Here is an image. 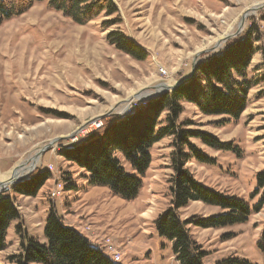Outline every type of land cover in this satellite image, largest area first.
Segmentation results:
<instances>
[{
	"label": "rangeland",
	"instance_id": "rangeland-1",
	"mask_svg": "<svg viewBox=\"0 0 264 264\" xmlns=\"http://www.w3.org/2000/svg\"><path fill=\"white\" fill-rule=\"evenodd\" d=\"M113 2L118 15H101L83 26L52 10L48 0L0 26V183L4 175L31 166L35 168L22 175L25 180L37 170L52 175L36 197L11 192L21 219L11 222L7 230L0 264H10L9 259L21 253L24 234L44 242L51 210L107 255L118 257L116 263L179 264L170 242L154 228L156 218L171 203L172 137L153 146L150 169L134 201L115 197L107 188L89 187L86 172L59 154L74 144L72 139L83 128L103 123L111 111L119 114L133 99L145 102L136 104L133 112L168 88L185 83L206 55L243 37L251 25L261 41L255 45L259 51L249 68L252 89L242 117L229 121L204 116L184 103L180 121L234 148L216 152L193 140L214 160L213 166L195 161L187 165L198 181L250 205L264 191H258L257 185V175L264 172V0ZM114 33L133 41L147 58L139 61L121 52L113 41L117 36L110 38ZM219 213L217 208L192 203L180 215L208 218ZM190 231L207 253L204 264L235 260L239 263L234 264H264L258 246L264 235V206L244 225L219 230L191 226Z\"/></svg>",
	"mask_w": 264,
	"mask_h": 264
},
{
	"label": "trees",
	"instance_id": "trees-1",
	"mask_svg": "<svg viewBox=\"0 0 264 264\" xmlns=\"http://www.w3.org/2000/svg\"><path fill=\"white\" fill-rule=\"evenodd\" d=\"M45 0H0V26L23 15ZM48 5L77 25H86L101 15H118L113 0H48ZM264 22V14L261 16ZM259 31L250 26L247 33L227 43L224 49L208 54L196 66L194 75L174 91L151 100L146 106L129 114H112L103 119V127L90 132L68 147L60 156L86 172L89 187L107 188L115 197L136 200L143 189V178L152 163L153 146L167 137L173 138L170 178L171 203L154 221L160 238L170 242L179 264H204L207 253L195 242L190 227L224 229L248 223L250 217L264 206V191L255 205L229 196L198 181L187 165L195 161L213 166L193 140L216 152H231L230 143L219 141L210 133L190 129L193 124L181 122L182 104L195 106L202 115L238 121L244 114L252 83L247 80L253 57L261 41ZM115 36L116 39H113ZM117 48L143 61L147 54L122 34L110 35ZM166 113L164 121L161 116ZM131 168L128 172L123 164ZM52 178L48 171L37 170L27 180L0 193V256L7 248V230L21 214L11 195L36 197ZM258 191L264 190V172L257 175ZM257 192L254 197L258 196ZM192 203L217 208V216L182 219L181 210ZM20 232L22 228H19ZM43 243L23 235L21 253L9 259L10 264H120L75 229L66 226L55 210H51L44 228ZM264 252V235L258 243ZM238 262L239 261H236ZM230 261L228 264H234ZM241 264H248L243 262Z\"/></svg>",
	"mask_w": 264,
	"mask_h": 264
},
{
	"label": "built area",
	"instance_id": "built-area-1",
	"mask_svg": "<svg viewBox=\"0 0 264 264\" xmlns=\"http://www.w3.org/2000/svg\"><path fill=\"white\" fill-rule=\"evenodd\" d=\"M144 103L145 102L142 100L133 99L127 103L126 108H124V110L120 111L119 114H128V113L132 112V109H134L136 107V104H144ZM102 127H103V123L101 120L90 124V126L83 128V130L81 131V134H79V136H75L72 139L71 143H77L79 141V139H81L80 137H84L87 134H89L90 132L98 130ZM57 194H58V188L56 187V190L53 191V197L55 198V196H57ZM115 259L118 260V257H115Z\"/></svg>",
	"mask_w": 264,
	"mask_h": 264
},
{
	"label": "bare ground",
	"instance_id": "bare-ground-1",
	"mask_svg": "<svg viewBox=\"0 0 264 264\" xmlns=\"http://www.w3.org/2000/svg\"><path fill=\"white\" fill-rule=\"evenodd\" d=\"M164 90V89H163ZM162 91V90H161ZM141 105V104H140ZM143 105V104H142ZM50 123V122H49ZM32 131V130H31ZM19 142V141H18ZM31 168H34L33 166ZM31 168H19L15 170L14 172H11L9 174L4 175L1 180L2 183H6L7 185L15 182L18 179L24 178L22 175H24L26 172H30L32 170ZM1 178V179H2ZM56 190V189H55ZM91 240V239H90ZM115 260V258H113Z\"/></svg>",
	"mask_w": 264,
	"mask_h": 264
},
{
	"label": "water",
	"instance_id": "water-1",
	"mask_svg": "<svg viewBox=\"0 0 264 264\" xmlns=\"http://www.w3.org/2000/svg\"><path fill=\"white\" fill-rule=\"evenodd\" d=\"M194 73H195V68L193 69V72H192L191 77L194 75ZM177 87H178V86H175V87H173V88H172V87L168 88V89L164 92V94L174 91ZM112 114H115V112L111 111L108 115H112ZM101 119H102V117H101ZM47 149H48V148H46L45 150H43V151L41 152V154H43ZM38 158H39V156L37 157V159H38ZM31 167H32V166H31ZM34 168H35V166H34ZM31 169H32V168H31ZM25 179H26V178L18 179V180H16L15 182H13V183H11V184H9V185H7L6 183H0V193L6 191L8 186H10V185H13V186H14V185H17V184H19L20 182L24 181Z\"/></svg>",
	"mask_w": 264,
	"mask_h": 264
},
{
	"label": "crops",
	"instance_id": "crops-1",
	"mask_svg": "<svg viewBox=\"0 0 264 264\" xmlns=\"http://www.w3.org/2000/svg\"><path fill=\"white\" fill-rule=\"evenodd\" d=\"M67 226H70L71 228H73L72 225H70V224H67Z\"/></svg>",
	"mask_w": 264,
	"mask_h": 264
}]
</instances>
